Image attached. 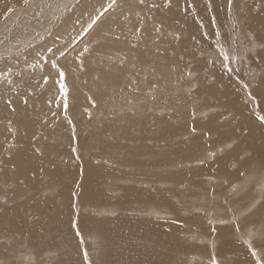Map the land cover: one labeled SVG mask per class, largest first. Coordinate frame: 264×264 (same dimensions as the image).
<instances>
[{"label": "bare ground", "instance_id": "obj_1", "mask_svg": "<svg viewBox=\"0 0 264 264\" xmlns=\"http://www.w3.org/2000/svg\"><path fill=\"white\" fill-rule=\"evenodd\" d=\"M227 1L0 0V187L4 186L5 188H3L6 189L2 191L3 189L0 188V264H16L13 260L14 255L10 254V251L8 252V248L11 246L10 244L24 242L23 237L27 238L24 243L28 250L25 258L28 259L31 256L33 264H46L49 261L45 263L46 257H48L47 254L51 253L49 255L51 257L52 253H55L52 251V241L54 243L58 242V249L61 245L75 248L74 242L72 243V235L67 227V218L73 214L77 206L79 209L84 206L91 208L90 210L95 213L96 211H113L117 213L119 210H123L122 204H125L123 201H131V203L134 201L135 204V200H130V198L135 197L139 199L138 201L143 200L144 202L145 199H151V191L158 189L159 186L166 191L164 188H168V190L173 188L174 190L179 184L189 189L191 187L192 189L197 188L202 184V182L195 180V177L193 183L187 181L185 174L177 168L180 164H175L186 161L187 163H193L196 160H198L196 162H200V160L208 158L211 153H206L203 149L199 150L202 145L194 146L197 141L180 143L176 140L175 135L180 139L183 136L180 133L175 134L169 126H166V123H169L167 121L170 120L169 117L167 120H158L159 126H157L154 124L155 117L145 116L147 109L160 108V110H166L170 113L175 111L171 105L170 97L159 99L158 94L168 91L172 94V92H175L172 91V87L180 92L185 91L183 85L176 81L178 78L175 71L179 62L183 63L185 60L194 59L195 63H193L196 69L199 68L203 72L205 71V74L215 81L214 86L206 89L203 93L205 95L207 93L206 96L211 100L208 102L206 99L205 107H211L210 110L219 108L218 111L220 112H217L212 118L208 116L207 125L204 124L221 141L219 149H216L220 151L221 146L236 143L231 151L224 153L222 159H216L208 167L211 168V172L216 170L224 172V169L229 166L228 160L235 163L237 157H249L251 163L247 160L249 163L246 162L243 166L238 164V168L241 167L242 171L245 170L248 182H240L238 179L233 180L230 184L232 188L231 199L233 201H244V199H250L249 202L252 201L250 204L247 201V204L241 205L238 214L239 220L242 221L254 205L257 206L261 199L264 200V193L259 192L258 188L264 186V123L252 110L256 106L264 115V1H256L251 5L246 4L241 15L237 14V10L233 12L230 9V3H227ZM208 21L212 28V30L209 29L208 24L209 32L219 30L229 35L231 29H228L230 28L228 23L234 21L238 27H242V23L245 24L242 29L245 36L252 35L253 39L250 43H247L248 41L244 36L241 40L242 43H247L244 46L249 48L248 51L251 52L250 56L244 53L242 59L247 67H250V74L256 79L253 81L254 84L248 82L251 89L250 94L253 97L251 101L256 103L253 108L252 105L245 103L248 101V96L246 97L247 94H244L241 84L238 83L237 80L240 79L236 73L237 80L227 81L231 80L228 71H220V67L212 69L209 64L207 66L202 65L206 62L201 59L202 57L205 56L206 59H209L207 56L216 54L212 48L210 50L204 48L203 43L205 41L199 33L202 26L203 30H206L207 27H204V23H208ZM219 31L216 34H219ZM239 35L241 38V33ZM182 38L184 41L180 43ZM226 40H228V37ZM253 43L257 46L256 50L253 49ZM159 50L162 52L161 55L156 53ZM172 54H177L178 59H173ZM162 56L168 61L171 60L170 64L163 66ZM221 60H216V63ZM173 63L174 71H172ZM220 64L222 65V63ZM149 70H151V73ZM10 73L13 75L12 78H8ZM149 73L151 76L147 78L146 76H149ZM256 73L259 74L258 77ZM160 76L159 88L155 87L151 90L150 80ZM131 80H134L133 86L132 84L129 85ZM175 85H177V88H175ZM114 88L119 90L117 99L111 95ZM180 92H176V94L182 95ZM185 99L187 98L185 97ZM130 102L134 103L130 105H135L132 107L134 114L131 117H123L124 124L122 127L116 126L117 114L112 119L108 118L109 108L115 106V109H119L126 104V109H129L131 108L129 106ZM88 112L92 115L91 119L86 117L81 119ZM116 112L118 113V111ZM166 112L165 116H168L169 113ZM210 114L212 116V113ZM220 116H224L223 118L228 116V128H230L229 126H234V128L227 130L225 128L221 129L220 125L217 126L218 122L216 123L215 119ZM94 119H98L100 123L97 122L96 128L92 127L90 130V134L92 136L95 134L94 138H97L93 140L96 141L98 148L103 151L116 149L114 150V156L111 157V160L105 161L107 157L104 158L103 155L97 154L95 159L100 162V165H98L99 163H96L97 165L92 164L86 160L84 164L73 166L74 164H70V156L73 159L74 153L73 149L71 150L72 144H74V149L81 152V157H84L87 155L85 147L90 145V140L89 138L81 139L77 137L76 143H72L68 140L71 138L68 125L73 123L80 130L85 124L84 127L90 126L89 123ZM117 123L120 122L117 120ZM222 124L226 127L225 122ZM82 130L83 127L80 132ZM238 130H243V134ZM74 134H72L73 139H75ZM68 135H70L69 138ZM136 136L139 138L140 144L137 142ZM57 138L60 143L63 140V143L70 141L72 144L66 145L67 150L64 147L65 145L62 144L64 148H61L60 151V147L57 146L62 145L59 143L57 146L51 145V142L57 143ZM108 139H110V142ZM120 139L126 141V143L123 147L115 148L114 143L120 141ZM87 143L89 145L85 146ZM215 143L217 146L218 143ZM68 149L71 151H68ZM198 150L199 152H197ZM93 153L95 154L94 151ZM78 157L80 158V153H78ZM225 158L227 160L223 163ZM162 159H164L162 161V163L165 162L164 165L159 164V160ZM104 161L105 165L102 164ZM130 167L137 172L130 171V177L127 175L128 178L126 179L117 177L119 171L127 170ZM172 170L176 172L175 175L171 174ZM242 171L241 174L244 172ZM187 172L186 174L189 175ZM200 176L202 177V175H198V177ZM176 178L179 184H174L175 182L172 181H177ZM211 178L204 176V181ZM253 180L255 184H253ZM109 182H111V185L105 188V184ZM160 183L168 184L160 185ZM182 185L181 187L184 188ZM141 186L145 188L141 190ZM116 188H120V195L118 196L120 198L113 201L112 192L119 191L115 190ZM200 189L203 188L200 187ZM170 192L171 190H169ZM161 193L159 197L153 193V197L157 196L158 200L152 202L151 199L152 205H156L162 196ZM229 193L231 194V192ZM225 195L224 197L227 199L224 205L229 204L230 206L229 194ZM161 200L162 197L160 202ZM165 200L163 202H166ZM239 204L241 203L239 202ZM129 205L131 208V204ZM142 205L144 207V203ZM152 205H148L147 208L150 210L153 208V213L155 208ZM187 206L191 207L189 204ZM190 207H186V209ZM214 210L216 211V208ZM187 211L189 210L187 209ZM253 211L256 212L255 206ZM87 213L90 214V211H87ZM201 213L200 217H202ZM156 214L155 216H157ZM169 215L171 216V214ZM256 216L257 213L248 216L247 225L253 227ZM138 217L142 218V216ZM168 217L166 218L168 219ZM258 220L256 219V221ZM51 221L62 224L64 227L58 228V225L51 229ZM142 222L117 214L112 220H106L104 225L106 224L105 228L112 225L116 229L128 227L132 234L133 228H135L139 235L148 237H146L147 241L156 240L163 244L162 249L165 250V253L162 252L163 254H161L160 252L158 259L152 257L151 261L145 259L143 261V263L146 261L145 264H169L172 256L175 257V251L177 253L184 249V253L191 251V247L185 246L190 249L187 250L188 248L186 249L184 245L177 244L174 237L167 238L165 229H163L165 234L161 235L160 240L159 230L155 226L158 223L149 225ZM178 222L180 223L181 220L179 219ZM202 222L204 221L202 220ZM234 222L235 232L226 228L223 231L221 229L220 231L216 230L218 232H214V239L212 237L214 242L208 240V243L209 241L210 243H219L216 246V249L219 247L217 249L218 256L231 255L229 253L232 249H240L236 243H233L232 239L247 242L256 234L255 231H248L246 234L243 232L236 233L240 229L238 227L240 224L236 223L235 218L230 223ZM207 223L209 224V222ZM160 225L158 226L161 227ZM42 226H46V228ZM165 226L169 230L168 226L170 225H167V222ZM179 227L183 231L180 232L181 234L189 233L186 231L190 226L186 229L180 223ZM195 227L194 229H200L199 224ZM205 228L207 227L205 226ZM214 229L217 228L214 227ZM105 231L101 230L100 232L105 234ZM161 232L163 233V231ZM198 233L194 234L198 235ZM194 234L190 237L194 238L196 236ZM92 235L91 233L83 235L86 240V248V242L91 247L99 244L98 239ZM205 236L206 233H203V240L206 239ZM258 236H264V234H258ZM21 237L23 240L19 239L20 241H18L17 238ZM186 240L190 239L187 238ZM195 243H192V245H195ZM122 245L125 247L124 243ZM255 245L254 243L251 246V253L255 259L259 260L261 256ZM199 247L198 251L194 249V252L198 255L201 254L199 257L201 259L206 258L208 263L212 252L216 249H212V252H210L209 247ZM128 250L130 251V247ZM134 253L132 256L135 255ZM138 253L140 252L138 251ZM148 255L150 256V254ZM153 255L155 257V254ZM156 255L158 254L156 253ZM180 255L185 256L183 253ZM226 256L223 261L220 260L221 264H228V262L231 264H252L254 259H251L250 251L249 253L248 251L245 252L243 258L245 261L232 257L226 259ZM121 257L123 258V256ZM112 258L116 259L115 256ZM55 259L57 260V258ZM199 259L195 264L199 263ZM28 260L29 262L32 261L31 258ZM129 261H127L128 264ZM74 262H77V260ZM114 263L116 264V262ZM184 263H188L187 260ZM202 263L204 264V262ZM106 264L111 263L107 262Z\"/></svg>", "mask_w": 264, "mask_h": 264}, {"label": "rangeland", "instance_id": "obj_2", "mask_svg": "<svg viewBox=\"0 0 264 264\" xmlns=\"http://www.w3.org/2000/svg\"><path fill=\"white\" fill-rule=\"evenodd\" d=\"M220 1H225V0H220ZM231 1L230 0L227 1V3H230V9L233 12L237 10V14L241 15L242 14V11H243V7L246 4L247 5H251V4H254L256 1L262 2L264 0H231ZM236 3H237V5H236ZM232 4H234V6L236 8L234 6H232ZM231 7H233V8H231ZM201 22H202V20H201ZM205 22H207V21H205ZM197 23L199 24V22H197ZM204 24H205L204 27H207L206 30H203V28H202L203 26H202L201 29H200V31H199L201 38H204L205 43H207V45H205V43H203V45L205 46L204 48H206L207 50H210V48H212V50H214L216 52V54L215 55L207 56L209 59H206L205 56L202 57L201 59L206 61V62L204 61L205 62L204 63L205 65L204 64H202V65L203 66H207L209 64L210 68H212V69H214L215 67H220L221 68L220 71H224V72L225 71H228L229 74H230L229 77L231 78V80H227V81L237 80L238 78H236V75H235V73H236L238 75L239 79H240V80H237L238 83L241 84V87L243 88L244 94L245 95L247 94L246 97L248 96L247 97V100L249 102L247 101L245 103L248 104V105H250V106L252 105L251 107L253 108L256 103L254 101H251V99L253 97L250 94V90L251 89H250V86H248V82L249 83L250 82H253L256 79H255V77L253 78V76L250 74V72H249L250 71V67L249 66L247 67V64L242 59V57H244V53H245V55H249V56L251 54V52L248 51L249 48H247V47L245 48L244 45L247 44V43H250L252 41V39H253L252 35L250 34V35L245 36V33L242 32L243 26H245L244 23L241 24L242 27H238V25H237L236 22L230 21L228 23V24H230V28H228V29H231V32H230L229 35H228V33H224V32H221L219 30H217V31H219V34H216L217 31L216 32H212V31L209 32V29L212 30L209 21H208V23H204ZM208 24L210 26L209 29H208V27H209ZM220 33H223L224 35L223 34H220ZM239 33H241V38H240ZM206 34H208L209 36H207ZM243 36L245 37V39H247V41H248L247 43H242V40L241 39H242ZM227 37H228V40H226ZM183 41H184V39L182 38L181 41H180V43H183ZM227 42H232V43H227ZM252 45H253V49L256 50L257 49V46L254 43ZM207 46L209 47V49H208ZM184 51L188 52L187 50H184ZM156 53L158 55H161L162 54V52L160 50L158 52H156ZM172 57L175 60L178 59V55L177 54H172ZM220 59H222V60L219 63H216V60L219 61ZM161 60H163V63H162L163 66H165L167 64H170V61H171V60L170 61L166 60L163 56H162ZM190 60H187V61L185 60V62H183V63H180L179 62L178 68L175 70L176 71V74H177V78H178V80H176V81L179 82V83H181L183 85V90H185V91L184 92H180V91H177V90L173 89V87H172V91H175V92H172V94H171L170 91L165 92V93H159L158 94V98L159 99H163L165 97H167V98L170 97V100L172 101V104L171 105L174 107L175 111H172V113H170V112H166V110H160V108L159 109H152V110L151 109H147V111H145V116L152 117V118L155 117L154 124L157 125V126H159V123H158L159 121L158 120H160V119L161 120L162 119L163 120H167L168 117H169L170 120L168 119L167 121L170 124L169 123H166V126H169L173 130V132L175 134H179L180 133L181 136H183L180 139L179 137L177 138V136L175 135L174 137L176 138V140H178L180 143L181 142L182 143H187V142L197 141L196 145H194V146L197 147L198 145H202V147L199 150L203 149L204 152L211 153L208 158H205V160H200V162H196V161H198V160H196L195 162H193L194 164L193 163H190V162L187 163V161L186 162H177L175 164V165H178V163H179L181 165V166L180 165L177 166V168H178L179 171H181V172H183L185 174V176L187 178V181L193 183L194 182V177H195V180H198L199 182H202L203 185L201 184L197 188L194 187V189H192V187H191V189H189V188H186L184 185L181 184L182 186H184V188H183V187H181V185L179 184L178 179L176 178L177 181H175V180H172V181L175 182L174 184H176V183L179 184V186H176L177 188H174V190H173V188L169 189V190H171L170 193H169L168 188H164L166 190V191H164V190H162V188L160 186H159L158 189L151 191L152 192V195L150 197L152 199V202H156V200H158L157 196L159 197L160 193L162 192L161 193V195H162L161 196L162 197L161 202H160L161 197H160L159 201H157V203H159V204L156 203V205L155 204L152 205L151 199H145L144 202H143V200L138 201L139 199L133 197V198H130V200H132V201L135 200V204H134V201H133V203H131V201H123L125 203V204H122L123 205L122 206L123 210H119L118 209L119 212H117V213L116 212H113V211H110V212L109 211H106V212L96 211V213H95L93 210H90L91 208H86L84 206L83 208H80L79 209V208H77L78 207L77 206L75 208L73 214L70 217L67 218V227L69 228V231H70V233L72 235V243L74 242L75 248L74 247H72V248L70 247L71 248L70 249L68 245H61L60 244L61 247H60V249H58V242H55L54 243L52 241L51 242L52 243V248H53L52 251H54L56 254L55 253L54 254L52 253L51 257L49 256L51 253L47 254L48 257H46L45 263L48 260L49 261L46 264H67V263L68 264H106L107 262H110L111 264H113L114 262H116V264H128L127 261H129V260L136 261V262L129 261V264H131L132 262H133L132 264H136V263L137 264H141V263L142 264H145L146 261L143 263V261L145 259H148L150 261L152 260V258L158 259L160 257V252H161V254H163L162 252L165 253V250L162 249V247L164 246L163 244L157 242L156 240L155 241L148 240L149 241L148 242L147 239H146L147 236H141V235H139L136 232V229L135 228H133V234H132V231L128 229V227L116 229L115 226H112L111 225L109 228H105V226H106V224L104 225L105 221L106 220H112L115 216H117V214L123 215V216L125 215V217L126 216L127 217H131L132 219H137L140 222H142V220H143L142 223L146 222L149 225H155L156 223H158V225L162 224V225H160L161 227H159L158 225H155V226H157V230H159L158 231L159 232L158 233L159 234V238L161 237L162 234H165V232L163 230V229H165V231L167 232L166 233L167 238L174 237V239L176 240L177 244L184 245V247L185 246H188L189 248L190 247L192 248L189 253H187V252L184 253L185 249L182 250V251H178V253L175 251V254H174L175 257L172 256V259L169 261V264H176V263L177 264H188L189 262H190L189 264H191V263L192 264H195L199 258L200 259H199V263L198 264H203L202 262H204V264H206L207 263L206 258L205 259H203V258L201 259V257H199L201 254L200 255L196 254L194 252V249L195 250L197 249V251H198V247L199 246L209 247L208 249L209 250L211 249L210 252H212V249H216V246L219 245V243L218 244L210 243V241L212 242L213 239H214V237H215L214 236V232L217 233L218 231H220V229L223 231V230H225V228L226 229H229V230H232L233 232H235L236 231V228H235V225H234L235 222L234 223H230L231 220H233V218H235L236 219V223L238 222V224H240L238 226L240 229L236 233L243 232L244 234H246L248 231H255L256 234L253 235V237L250 240H247V242H245V240L239 241L238 239H232L233 240V243H236L239 246L240 249L239 250H238V248L235 249V250L232 249V251L229 253L231 255H227L226 256V254H224L223 256H218L217 255V249L219 248L218 247L216 249V251L214 250L212 252L211 258H210V260H209V262L207 264H221V261H223V258H225V256H226V259L232 257V258H235V259L240 260V261H245L243 258H244V254H245L246 251H248V253L250 251V257L252 259V258H254V255L251 253V246L254 245V243L256 244L255 246L257 247V249H259V253H260V256L261 257L259 258V260H257V259L254 258L252 260V264L253 263H256V264H264V236H258V234H264V200L261 199V201L258 203L257 206L254 205L255 208H256V212L253 211V207H254L253 206L246 213V216L241 221V220H239V215H238L240 213V209H241V207L243 205L247 204L250 201V199H244V201L237 200L241 204H239V202L233 201L231 199V195H232V190L231 189L232 188H231L230 184L233 182V180H238L239 179L240 182H244V183L248 182V180H246L247 174H245V170H243L244 171L243 172L242 171V168L239 167L241 169L240 170L238 168V164L241 165V166H243V164L246 163V162H248L250 159H249L248 156H243L241 158L240 157H237L236 158L237 161L235 163L233 161L228 160L229 166H227L224 169V172L217 171V170L211 172V170H210L211 168L208 167L209 164L211 162H214L216 159L217 160L222 159V157L225 155L224 153L231 151V149L236 145V143L233 142L234 144L231 143V144H228V145H223V146H221L222 149L220 151L217 150V149H219V145H220L219 143H221V141H219L217 139L216 134L214 132H212V131H209L210 129L207 128L205 125H207V122L208 121H206V120H207L208 116H209V118L214 117L213 115H215V114H217V112H219L218 111L219 108L216 109V110L215 109L210 110L211 107H205V101H206V99H207L208 102H210L211 100L209 99V97L206 96V95H208L207 93H206V95L204 94L205 91H206V89H210V87H213L214 86L215 81L214 80H211L205 74V71L203 72L199 68L196 69V66L194 64L195 63L194 62V59H190ZM222 61H224V62H222ZM220 63H222V65ZM216 65H218V66H216ZM173 68H174V63H173V66H172V71H174ZM149 72L151 73V70H149ZM150 73H149V76H146L147 78H149L151 76ZM258 76H259V74H257V77ZM12 77H13V75L10 73L8 75V78H12ZM183 77H184V79H183ZM160 78H161V76L158 77V78H155L153 80H150V83H151L150 84V89L151 90H153V88H155V87L159 88L160 82H161V80H159ZM131 81H129V85L132 84V83L134 84V80H131ZM133 84H132V86H133ZM250 84H254V82L253 83H250ZM123 85H125V83H123ZM202 85H203V87H202ZM176 86L177 85H175V88H177ZM112 91L113 92L111 93V95L113 97H115V99H117L116 97L119 94L117 92H119V90L116 89V88H114ZM176 92L177 93L180 92V93H182V95L181 94H176ZM178 95H180V96H178ZM185 97L187 99H185ZM205 97H207V98H205ZM109 100H110V98H109ZM207 101H206V103H207ZM132 103L133 102H130L129 103V106L131 107L129 109H126V104L124 105V107H121L119 109H115V106L113 108L110 107L109 110H108V115H109L108 118L112 119L115 116V114H117L116 119L118 118L117 120L121 124L120 123H117L116 124V121L117 120L115 119V125L118 126V127H122L123 124H124L123 123V119L125 117H128V116L131 117L134 114L133 113L134 110H133L132 107H134L135 105L132 106L134 104V103L133 104ZM130 104H132V105H130ZM205 109H208V110H205ZM214 110H215V112H214ZM252 110L256 113V116L259 117L261 119V121L264 123V117H263L264 115L258 110V108H256V106H255ZM116 111H118V113ZM153 112H154V114H153ZM165 112L166 113H169L168 116H165L166 115ZM120 113H121V115H120ZM210 113H212V116H211ZM85 117L91 119L92 115L90 114V112H88L81 119H84ZM223 117L224 116H220L219 118L215 119V122L216 123L218 122L216 125L217 126L220 125L221 129H224V128L227 129V130L228 129L231 130V128L233 129L234 126H229L230 128H228V123L229 122H227V118H229V117L228 116H225V118H223ZM217 120H220V121H217ZM97 122L100 123V121L98 119L97 120L94 119L92 122L89 123L90 126L87 125V127H84L86 124L82 126L83 127L82 132L84 131V133L86 132V134H84V133L82 134V132H80L81 129H82V127H81L80 130H78L73 123H70L68 125V128L70 130L69 133L71 135V138H69L70 135H68V138H69L68 140H70L72 143L73 142L76 143L77 137H79L81 139L89 138L90 145L88 143H87V145H85V146H88V145L89 146L88 147H85V149L87 150V155L84 156V157H81V152L78 149H74V144H72L70 141H67V143L66 142L63 143L62 142L63 140H61V143H60V141H58V138H57V143L55 142L56 145H55L54 142H51L52 144L51 143L50 144L51 145H54V146H57L58 143L60 145L64 144L65 145L64 147L66 148V150H67L66 145L67 144L68 145L72 144L73 146H72L71 150L73 149L74 153H73V159L70 156V164H72V165L74 164L73 166H75L76 164L77 165L84 164L86 160L89 161L92 164H96V163L98 164L99 163L98 165H100V162H98L95 159V157H96L97 154L98 155H101V156L103 155L102 157H104V158L107 157V159L105 161L111 160V157L114 156L113 155L114 152H115L114 150H116V149H113V150L110 149V150H104L103 151L102 149L98 148V146L96 145V141L93 140V139H95L94 138L95 137V134H93V136H92V134H90L91 128L92 127L93 128H96V126L98 125ZM224 122L226 123L225 124L226 127L222 124ZM118 124H120V125H118ZM113 129H115V128H113ZM115 130H117V129H115ZM238 131L239 132L241 131L242 134H243V130H238ZM72 134H74L73 136H74L75 139H73ZM85 135H87V136L85 137ZM91 137H93V138H91ZM136 139H137V142L140 144V140H139V138L137 136H136ZM108 141L110 142V139H108ZM173 141H175V139H173ZM214 141L218 143L217 146H216V143ZM125 143H126V141H121V139H120V141L114 143V147L115 148L116 147H119V148L120 147H123ZM214 143H215V145H214ZM213 146L215 147L214 149H213ZM57 147L58 148L60 147L59 148L60 151H61V148H64L63 145L62 146H57ZM209 147H211V148H209ZM223 148L226 149V150H224ZM71 150L68 149V151H71ZM199 150L197 152H199ZM93 151L95 152V154L93 153ZM78 153H80V158L78 157ZM88 154H89V156H88ZM164 159L159 160V162H160L159 164H161ZM226 160H227V158L224 159L223 163H225ZM105 161L102 162V164L105 165ZM196 163H197V165H196ZM164 164H165V162H163L161 165H164ZM182 166H184V167H182ZM91 167H93V166H91ZM194 167H195V169H194ZM189 168H190V170L191 169L192 170L191 171L188 170ZM185 169H187L188 172ZM204 169H205V171H204ZM225 170H226V172H225ZM130 171L131 172H137L133 168L130 167L127 170L125 169L123 171L122 170L119 171L118 174H117V177L119 176L120 178L126 179V178H128L127 175L130 177V173H129ZM189 171L190 172H193L195 174L190 173ZM227 171H228V173H227ZM241 171L243 172V174L240 173ZM123 172L124 173L126 172V173L124 174ZM127 172H128V174H127ZM186 172L189 175H191V176L188 177L189 175H187ZM171 174H174L175 175L176 172L174 170H172ZM204 174H206V175H204ZM123 175H124V177H123ZM198 175H202V177L201 176L198 177ZM204 176H208L210 178H211V176H213V177L211 178L212 180L210 179V180H205L204 181ZM215 177H217V178H215ZM201 179H202V181H200ZM217 180H218V182H217ZM203 181H204L205 184L203 183ZM255 181H256V179H255ZM255 181L253 180V184H255ZM212 183H213V185H212ZM166 184H168V183H164V184L160 183V185H166ZM110 185H111V182L105 184V188H108ZM3 187L4 186H1L0 188H1V190L3 189L2 191H5L6 190V189H4L5 187L4 188ZM200 187L203 188L204 190L203 189H200ZM262 187L264 188V186H262ZM262 187H260V186L258 187L259 188V192L264 193V189ZM144 188L145 187L142 188V186H141L140 189L142 190ZM175 189L177 190L176 193H175V191H176ZM187 189H189V190H187ZM115 190H119V191L112 192L111 197H112L113 201L115 199H117V198H120V197H118L120 195L119 194L120 193V188H116ZM115 190H113V191H115ZM151 192H150V194H151ZM222 192H223V194H222ZM229 192H231V194ZM153 193L155 195L157 194V196H155V198L153 197L154 196ZM225 194H227V195L229 194L230 195V196L228 195V197L230 199V202H231L230 203V206H229V204H227L226 206L224 205L225 204L224 202L227 199L226 197H224V196H226ZM173 198H175V199H173ZM218 198L220 199V201H219ZM223 198H224V200H223ZM165 199H167V200H165ZM164 200L166 202H163ZM147 201L150 202L151 204L148 203ZM145 202H146V205H145ZM143 203H144V207L142 205ZM250 203H252V201L249 202V204ZM129 204H131V208H130V205ZM169 204H171V205H169ZM188 204L191 205V207L190 206H187ZM148 205L149 206H151V205L154 206V208H155L154 210L155 211H153V213H152V209L153 208L151 207L152 208L151 210L148 209L147 208ZM208 206L211 208V210H210V208ZM234 206H235V208H234ZM139 207L142 208V209H140ZM186 207H190L192 209L191 210L190 208H187L190 211V213H189V211H187ZM212 207H215L216 208V211L214 210L215 208H212ZM144 208H146V209H144ZM171 208L176 213L174 211H170V210H172ZM128 209H130V210H128ZM156 209H158V210H156ZM167 209H169V210H167ZM143 210L146 211V212H144ZM197 210L200 211V212H198ZM234 210H235V212H234ZM87 211H90V214H88ZM195 212H197V213H195ZM101 213H103V214H101ZM137 213H140L141 215L140 214H137ZM200 213L202 214L201 216L204 217L205 219L202 218V217H200ZM252 213H257V216H256V218L254 220L253 227L247 225V223H246L248 216H250ZM91 214H95V215H91ZM126 214H128V215H126ZM155 214L157 216L158 215L159 216L157 217V216H155ZM169 214H171V216ZM215 214H216L217 217L214 216ZM162 215H164L163 217H165V218H163ZM212 215H213V217H212ZM138 216H142L143 219L142 218H139ZM72 217L74 218V220H73ZM166 217H168L169 220ZM172 217H173V219H172ZM211 218H213V219H211ZM214 218H215V221H214ZM153 219L156 220V221H158V222L154 221ZM175 219H176L177 222L174 221ZM179 219L181 220L180 223L183 224L186 229H187L188 226H190L188 228V230L186 231V232H189V233H187V234H181L180 233V232H183V231L179 227V224H180L178 222ZM229 219H230V221H229ZM256 219L257 220L259 219V220L256 221ZM94 220L96 221V223H95ZM202 220L204 222H202ZM213 221H214V224H213ZM166 222H167V225H170V226H168L169 227V230L165 226V223ZM207 222H209V224ZM73 223H74V225H73ZM198 224H199L200 229L199 228L194 229V228H196L195 226H198ZM103 225H104V227H103ZM202 225H203V228H202ZM57 226H58V228L64 227L62 224H58V223H55L53 221L50 222V228L51 229H53V228H55ZM205 226L207 228H205ZM42 227L43 228H46V226H42ZM214 227H216L217 229H214ZM78 229L81 232H83V233H81ZM85 230H86V232H85ZM101 230H104V231L106 230L105 231L106 233L104 234V233L100 232ZM199 230H201V231H199ZM216 230H218V231H216ZM160 231H163V233L162 232L160 233ZM197 231L200 232V233H198ZM209 232H211V233L209 234ZM90 233L93 234L92 236H94V238L96 237L98 239L99 244L97 246L91 247V246H89V243L86 242V245H87V248H86V246H85V241L86 240L83 237V235H89ZM191 233H193V234L194 233H198V235L197 234H194V235H196L194 237L195 238L194 239L193 237H190V236L193 235ZM203 233H206V236H205L206 239L205 240H203V238H204L203 237ZM208 234H209V236H208ZM131 235H133V236L131 237ZM175 235H177V236H175ZM123 236H124V238H123ZM125 237H126V239H125ZM212 237H213V239H212ZM23 238L25 240H23ZM23 238L22 237L21 238H17V240L18 241H20V240L22 241L23 240L24 242H18V243L10 244L11 246L8 248L9 249L8 252L10 251V254L14 255L13 260H14V262L16 264H23V263L24 264H33V258L31 256L29 257V258L32 259L31 262H29V260H28L29 258L28 259L25 258V254H27V251L28 250L24 246V243H25V241H27V238H25V237H23ZM187 238L190 239V240H186ZM199 238H201V239H199ZM144 240H146V241H144ZM160 240H161V238H160ZM208 240H210L209 243H208ZM102 241H104V242H102ZM190 241L192 243H195L196 242L195 245L194 244L192 245V243ZM198 241H200V242H198ZM202 241H204L205 243L202 242ZM123 243L125 244V247H126L127 250L130 247V251H131L132 254L130 253L129 250H128L129 252L127 253V250L125 249L124 245H122ZM56 245H57V247H56ZM131 245H132V247H131ZM116 246H117V248H116ZM122 246H123V248H122ZM88 247H90L91 249L88 248ZM188 247H185V248L187 249ZM244 247H246V248H244ZM189 248L187 250H190ZM199 248H201V247H199ZM72 250H74L75 252L72 251ZM87 250H89V251H87ZM192 250H193V252H192ZM56 251H58V252H56ZM138 251L140 253H138ZM136 252H137L138 255L136 254ZM126 253H127V255H126ZM133 253L135 254L134 255L135 257L132 256ZM156 253L158 255H156ZM181 253L185 254V256L183 257L182 255H180ZM140 254H141V256H140ZM148 254H150V256ZM153 254H155V257H154ZM119 255H120V257H119ZM114 256L116 257V259H114V258L111 259V257H114ZM121 256H123V258ZM188 257L190 258V261H189V258ZM53 258L54 259L57 258V260L56 259L54 260ZM126 258H128V260H126ZM51 259H53V260H51ZM75 260H77V262H74ZM186 260H187L188 263H184V262H186ZM124 261H126V262L124 263ZM20 262H22V263H20ZM71 262H74V263H71ZM228 264H231V263L228 262Z\"/></svg>", "mask_w": 264, "mask_h": 264}]
</instances>
